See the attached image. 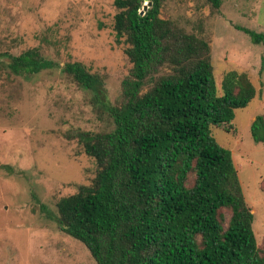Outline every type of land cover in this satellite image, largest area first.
Segmentation results:
<instances>
[{
  "label": "trees",
  "instance_id": "obj_1",
  "mask_svg": "<svg viewBox=\"0 0 264 264\" xmlns=\"http://www.w3.org/2000/svg\"><path fill=\"white\" fill-rule=\"evenodd\" d=\"M166 1L149 0L141 16L144 0H114L115 41L131 64L118 102L105 99L104 78L82 63L62 67L94 93L114 128L74 134L96 174L57 202V227L82 243L95 264H264L232 153L212 136L214 128L233 129L235 111L256 90L234 70L217 85L209 43L164 18ZM205 1L214 10L222 4ZM241 30L264 44V33ZM0 56L14 76L54 66L36 48ZM250 133L264 143V112Z\"/></svg>",
  "mask_w": 264,
  "mask_h": 264
},
{
  "label": "rangeland",
  "instance_id": "obj_2",
  "mask_svg": "<svg viewBox=\"0 0 264 264\" xmlns=\"http://www.w3.org/2000/svg\"><path fill=\"white\" fill-rule=\"evenodd\" d=\"M116 12L114 0H0V54L36 48L54 63L14 76L0 56V264H95L82 243L58 229L56 204L96 174L74 134L114 125L94 93L62 67L82 63L104 78L105 99L118 102L131 64L115 41ZM162 16L207 40L217 85L234 70L256 90L247 107L235 111L233 129L214 128L212 136L232 153L263 247L264 143L253 141L250 126L264 112V44H254L241 28L264 33V0H222L218 10L205 0H167ZM224 216L227 225L230 213Z\"/></svg>",
  "mask_w": 264,
  "mask_h": 264
},
{
  "label": "water",
  "instance_id": "obj_3",
  "mask_svg": "<svg viewBox=\"0 0 264 264\" xmlns=\"http://www.w3.org/2000/svg\"><path fill=\"white\" fill-rule=\"evenodd\" d=\"M151 3L149 2V0H144L143 4H142V8L139 11V15L143 16L145 14V12L148 10V8L150 7Z\"/></svg>",
  "mask_w": 264,
  "mask_h": 264
}]
</instances>
